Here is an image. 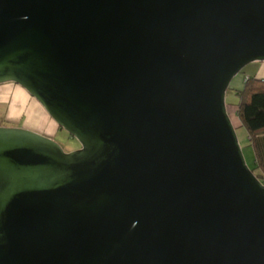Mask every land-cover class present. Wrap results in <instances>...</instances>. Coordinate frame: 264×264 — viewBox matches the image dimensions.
Masks as SVG:
<instances>
[{
    "label": "water",
    "instance_id": "95a60500",
    "mask_svg": "<svg viewBox=\"0 0 264 264\" xmlns=\"http://www.w3.org/2000/svg\"><path fill=\"white\" fill-rule=\"evenodd\" d=\"M264 0H0V83L80 144L0 126V264H264V184L226 107Z\"/></svg>",
    "mask_w": 264,
    "mask_h": 264
},
{
    "label": "crops",
    "instance_id": "0c3cea01",
    "mask_svg": "<svg viewBox=\"0 0 264 264\" xmlns=\"http://www.w3.org/2000/svg\"><path fill=\"white\" fill-rule=\"evenodd\" d=\"M232 82L234 83L232 89L235 91L240 90L243 86V81L239 77L234 78ZM233 106L232 112H235L234 123L238 124L239 122L241 125L237 116V104ZM28 110L32 111L37 119L27 120L22 126L23 128L31 129L48 137L54 130H57L58 127L55 122L47 116L48 114L42 106L24 88L14 82L0 83V126L21 127L22 117ZM50 120L54 123L53 127L49 126ZM258 148L261 160L264 163V137L258 140Z\"/></svg>",
    "mask_w": 264,
    "mask_h": 264
},
{
    "label": "trees",
    "instance_id": "16d2710c",
    "mask_svg": "<svg viewBox=\"0 0 264 264\" xmlns=\"http://www.w3.org/2000/svg\"><path fill=\"white\" fill-rule=\"evenodd\" d=\"M241 75L243 74L240 73ZM243 76L242 88L235 91L238 96L237 116L254 148L255 162L250 169L264 184V163L258 148V140L264 137V78L245 74Z\"/></svg>",
    "mask_w": 264,
    "mask_h": 264
},
{
    "label": "rangeland",
    "instance_id": "374dc122",
    "mask_svg": "<svg viewBox=\"0 0 264 264\" xmlns=\"http://www.w3.org/2000/svg\"><path fill=\"white\" fill-rule=\"evenodd\" d=\"M242 72H240L241 74H245V75H255L256 78L259 79H263L264 78V61H254L251 62L247 65H245L242 70ZM237 75L235 78L239 77L241 78V81H243L244 76L241 75L240 76ZM233 82H231L230 84V88L227 89L226 91V96H225V101L227 103L226 107H227V112L230 116V119L233 123L235 132H236V136L238 139V143L241 147L245 162L247 164V166L249 168L253 167V162H254V148L251 145L249 139H248V135L246 133V130L244 129V127H242L239 122L238 124L234 123V118H235V112H232V107H234L233 105H236L238 102V96L235 94V90L232 89L233 87ZM230 105V107H229ZM48 116V115H47ZM45 117V115H44ZM32 118L37 119L34 116V113L32 111H27L25 113V115L22 117V121L20 122V126L22 127L24 125V123L27 122V120H31ZM50 127L54 126V123L52 120H50ZM52 140H54L56 143H58L60 145V147L64 150V152H70L72 150H76L80 147L79 142L73 137L71 136L67 131H65L62 128H57V130H54L50 136H49Z\"/></svg>",
    "mask_w": 264,
    "mask_h": 264
}]
</instances>
